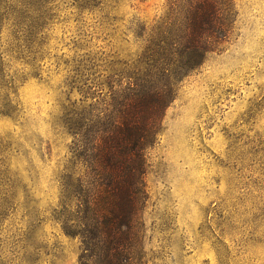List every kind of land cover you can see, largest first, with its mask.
<instances>
[{
    "label": "rangeland",
    "instance_id": "374dc122",
    "mask_svg": "<svg viewBox=\"0 0 264 264\" xmlns=\"http://www.w3.org/2000/svg\"><path fill=\"white\" fill-rule=\"evenodd\" d=\"M232 1L230 43L179 84L146 151L130 264H264V0ZM169 5L0 0V59L12 81L0 96L15 109L0 114V264H79L80 240L55 219L61 177L76 171L61 119L86 105L77 70L109 98Z\"/></svg>",
    "mask_w": 264,
    "mask_h": 264
},
{
    "label": "trees",
    "instance_id": "16d2710c",
    "mask_svg": "<svg viewBox=\"0 0 264 264\" xmlns=\"http://www.w3.org/2000/svg\"><path fill=\"white\" fill-rule=\"evenodd\" d=\"M75 1L92 9L102 0ZM235 19L232 0H170L167 15L146 34L135 67L124 74L125 82L109 85V98L92 91L100 85L82 78L85 68L77 70L73 84L86 105L71 104L61 119L72 137L76 171L61 177L55 219L67 237L80 240L79 264H130L138 252L135 220L147 199L146 151L158 140L179 84L224 50ZM3 67L0 59V90L12 83ZM14 110L7 96H0V114Z\"/></svg>",
    "mask_w": 264,
    "mask_h": 264
}]
</instances>
